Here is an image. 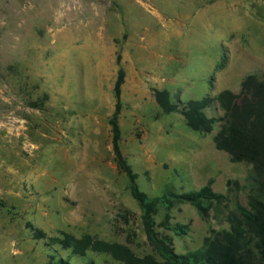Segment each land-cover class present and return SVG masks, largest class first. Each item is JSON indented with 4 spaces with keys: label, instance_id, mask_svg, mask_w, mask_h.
<instances>
[{
    "label": "rangeland",
    "instance_id": "1",
    "mask_svg": "<svg viewBox=\"0 0 264 264\" xmlns=\"http://www.w3.org/2000/svg\"><path fill=\"white\" fill-rule=\"evenodd\" d=\"M117 51L120 146L140 189L182 192L212 178L224 193L228 178L245 183L250 165L214 145L223 121L209 133L191 130L180 113L160 109L153 90L181 103L238 93L247 74H263L264 0H0V264H48V247L27 222L155 254L111 149ZM204 111L223 115L216 103ZM238 200L246 205V190ZM171 213L189 223L183 235L165 230L178 253L200 247L210 229L229 228L189 203ZM89 261L121 264L91 251L70 258Z\"/></svg>",
    "mask_w": 264,
    "mask_h": 264
},
{
    "label": "trees",
    "instance_id": "2",
    "mask_svg": "<svg viewBox=\"0 0 264 264\" xmlns=\"http://www.w3.org/2000/svg\"><path fill=\"white\" fill-rule=\"evenodd\" d=\"M115 61L114 108L108 119L111 149L117 168L128 179L129 193L140 208L143 231L155 254L138 255L125 243L102 239L88 232L75 235L59 230L49 235L27 222L32 237L44 241L48 247V264H72L73 255L85 256L89 251L105 254L121 264H264V73L260 76L247 74L241 80L238 93L223 89L214 96L205 95L181 103L172 101L167 89L153 90L160 109L164 113H180L191 130L209 133L216 121H223L213 135L215 147L226 152L230 161L245 162L250 168L243 185L237 179L228 178L224 193L213 190V180L209 178L198 189L177 192L166 188L160 195L151 196L138 186V175L121 150L119 116L125 71L119 51ZM224 65L225 61L218 68ZM214 103L223 111L222 116L210 117L205 113L204 109ZM242 189L246 190V205L238 200V192ZM183 203L192 205L203 220L208 219L211 212L215 217L225 218L229 228L210 229L200 247L176 252L172 237L165 230L175 235L187 233L189 223L172 222V209ZM230 205L234 209H230ZM159 214L160 220L156 221ZM59 251L67 254L62 256Z\"/></svg>",
    "mask_w": 264,
    "mask_h": 264
}]
</instances>
